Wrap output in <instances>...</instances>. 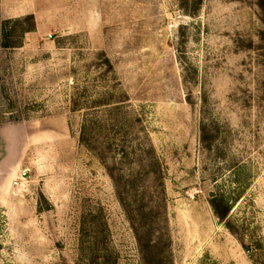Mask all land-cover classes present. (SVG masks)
Instances as JSON below:
<instances>
[{
    "label": "rangeland",
    "instance_id": "374dc122",
    "mask_svg": "<svg viewBox=\"0 0 264 264\" xmlns=\"http://www.w3.org/2000/svg\"><path fill=\"white\" fill-rule=\"evenodd\" d=\"M29 14L0 47V264H144L135 230L161 264H264L258 0H0V40Z\"/></svg>",
    "mask_w": 264,
    "mask_h": 264
},
{
    "label": "trees",
    "instance_id": "16d2710c",
    "mask_svg": "<svg viewBox=\"0 0 264 264\" xmlns=\"http://www.w3.org/2000/svg\"><path fill=\"white\" fill-rule=\"evenodd\" d=\"M259 6L264 14V0H258ZM264 17V15H263ZM14 26H12L11 30L4 31L0 40V47L4 48H14L21 46L22 43V37L23 35L34 29V16L32 14H29L21 19H17L13 22ZM27 24V25H26ZM19 31V39H11L10 36H12L17 30ZM120 200L122 204H124V201L122 197H120ZM211 206L214 210V213L216 216L223 221L228 228L231 229L229 223H228V214L230 210V205L224 200V198L220 195H216L214 198L210 200ZM125 206V204H124ZM144 217V215H142ZM136 231V238L139 243V249L142 254V258L144 260V264H161L163 259L160 257V253L158 251H155L156 244L153 243L151 239V230H148L146 232V235H144L147 240L143 239V236L140 235V233ZM247 250V249H246ZM248 251V250H247ZM116 264L114 261H110L109 255H104L99 261H90L89 264Z\"/></svg>",
    "mask_w": 264,
    "mask_h": 264
}]
</instances>
